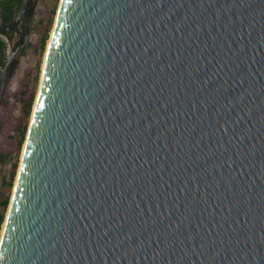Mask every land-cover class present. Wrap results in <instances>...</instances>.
<instances>
[{
    "label": "water",
    "instance_id": "1",
    "mask_svg": "<svg viewBox=\"0 0 264 264\" xmlns=\"http://www.w3.org/2000/svg\"><path fill=\"white\" fill-rule=\"evenodd\" d=\"M0 264H264V0H61Z\"/></svg>",
    "mask_w": 264,
    "mask_h": 264
},
{
    "label": "trees",
    "instance_id": "2",
    "mask_svg": "<svg viewBox=\"0 0 264 264\" xmlns=\"http://www.w3.org/2000/svg\"><path fill=\"white\" fill-rule=\"evenodd\" d=\"M22 0H0V15L2 27L0 26V65L5 64L8 44L3 36L6 29L15 21L18 10L21 8ZM53 23V16L48 18L44 24L40 45L45 48ZM1 74V69H0ZM34 75V76H32ZM39 68L33 73L27 72L19 80L15 90L7 87L0 99V155L5 158L9 154L20 155L27 135L33 106L37 95V81ZM17 111V113H16ZM17 164H14L11 175L2 185L3 195H0V227L4 221L5 212L10 203V198L16 177Z\"/></svg>",
    "mask_w": 264,
    "mask_h": 264
},
{
    "label": "rangeland",
    "instance_id": "3",
    "mask_svg": "<svg viewBox=\"0 0 264 264\" xmlns=\"http://www.w3.org/2000/svg\"><path fill=\"white\" fill-rule=\"evenodd\" d=\"M60 1L61 0H30L28 9L23 18V22H21L19 18V13H20V9H19L14 23H12L6 29L7 34L6 35L3 34L8 44L7 57H9L13 51H16L15 56L10 64L9 73H8L7 87H9L11 90H15L18 87L19 80L23 76H25L28 71L33 73L37 68H39V78L37 81V93H38L47 45L56 20ZM51 15L53 16V23L46 47L43 48L39 43L43 33L42 28L44 27V24L47 23L48 18ZM0 26L2 27L1 15H0ZM6 60L7 58L4 61L6 62ZM3 66L4 65H0L1 70ZM1 113L2 110L0 108V115ZM21 155H22V151L20 155L9 154L5 158H2L0 155V195H3V191H2L3 182L9 179L14 164H17V171H16V177H17L19 165L21 162ZM8 208L5 212L4 221L0 227V239L4 228V223L6 220Z\"/></svg>",
    "mask_w": 264,
    "mask_h": 264
},
{
    "label": "bare ground",
    "instance_id": "4",
    "mask_svg": "<svg viewBox=\"0 0 264 264\" xmlns=\"http://www.w3.org/2000/svg\"><path fill=\"white\" fill-rule=\"evenodd\" d=\"M45 56H46V54H45ZM44 63H45V58H44ZM43 66H44V64H43ZM4 226H5V223H4Z\"/></svg>",
    "mask_w": 264,
    "mask_h": 264
}]
</instances>
